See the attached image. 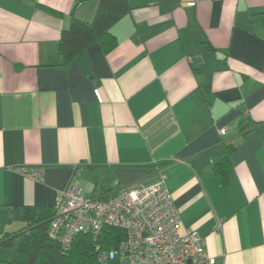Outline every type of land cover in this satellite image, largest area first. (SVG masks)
Wrapping results in <instances>:
<instances>
[{
    "label": "crops",
    "instance_id": "1",
    "mask_svg": "<svg viewBox=\"0 0 264 264\" xmlns=\"http://www.w3.org/2000/svg\"><path fill=\"white\" fill-rule=\"evenodd\" d=\"M129 2L111 50L64 62L51 44L98 0H0V264L24 209L50 217L71 180L97 195L162 177L216 264H264V0Z\"/></svg>",
    "mask_w": 264,
    "mask_h": 264
},
{
    "label": "built area",
    "instance_id": "2",
    "mask_svg": "<svg viewBox=\"0 0 264 264\" xmlns=\"http://www.w3.org/2000/svg\"><path fill=\"white\" fill-rule=\"evenodd\" d=\"M15 170L44 180L43 166L19 165ZM53 208L48 235L62 251L69 249L77 234L89 233L96 239L103 227L112 226L125 234L107 249L96 244L100 262L127 258L128 264H216L197 231L180 230L179 211L163 177L97 195H85L79 182L71 180L58 191Z\"/></svg>",
    "mask_w": 264,
    "mask_h": 264
},
{
    "label": "trees",
    "instance_id": "3",
    "mask_svg": "<svg viewBox=\"0 0 264 264\" xmlns=\"http://www.w3.org/2000/svg\"><path fill=\"white\" fill-rule=\"evenodd\" d=\"M98 1L92 20L73 16L69 27L62 30L59 41L51 44L53 50L63 55L64 62L95 41L100 42L106 51L117 44V38L111 28L131 9V4L129 0ZM228 160L227 154L215 165V169L225 171ZM23 212L28 224L15 233L19 237V243L14 248L12 259L6 264H100L96 244L100 243L102 248L107 249L125 234L124 230L112 226L103 227L96 239L89 233H79L74 237L69 249L62 251L59 243L48 235V225L53 212L50 217L46 212L36 211L31 207L25 208ZM2 243L11 245L13 242L5 237ZM116 263H119L117 259L107 261V264Z\"/></svg>",
    "mask_w": 264,
    "mask_h": 264
},
{
    "label": "rangeland",
    "instance_id": "4",
    "mask_svg": "<svg viewBox=\"0 0 264 264\" xmlns=\"http://www.w3.org/2000/svg\"><path fill=\"white\" fill-rule=\"evenodd\" d=\"M100 264H107V262H100ZM119 264H128V259L125 258L123 262H119Z\"/></svg>",
    "mask_w": 264,
    "mask_h": 264
}]
</instances>
